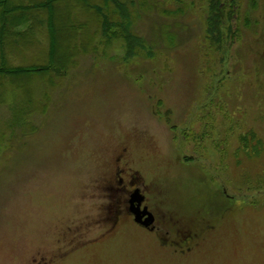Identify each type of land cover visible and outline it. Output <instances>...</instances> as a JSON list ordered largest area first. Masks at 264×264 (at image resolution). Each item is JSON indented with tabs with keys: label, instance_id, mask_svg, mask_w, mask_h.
<instances>
[{
	"label": "rangeland",
	"instance_id": "1",
	"mask_svg": "<svg viewBox=\"0 0 264 264\" xmlns=\"http://www.w3.org/2000/svg\"><path fill=\"white\" fill-rule=\"evenodd\" d=\"M125 1L136 55L68 0L75 64L0 77V264H264V0H220V41L210 0ZM48 44L43 22L1 31L0 63L44 62ZM119 167L183 243L113 226Z\"/></svg>",
	"mask_w": 264,
	"mask_h": 264
},
{
	"label": "trees",
	"instance_id": "2",
	"mask_svg": "<svg viewBox=\"0 0 264 264\" xmlns=\"http://www.w3.org/2000/svg\"><path fill=\"white\" fill-rule=\"evenodd\" d=\"M68 0H0V32L10 31L13 28H33L34 23L43 22L48 33V52L44 62L27 65H11L6 62L0 63V77L17 78L43 74H63L73 64L78 55L79 46L77 43L78 32L83 25L78 24L64 4ZM234 0H231L233 2ZM80 4L93 8L102 15V30L105 35L116 36L117 34L125 41L127 56H134L138 49H143V39L134 34L130 26V12L125 0H102L101 5L91 4L90 0H78ZM133 2V0H132ZM113 7V8H111ZM230 10V12H227ZM210 15L207 18V32L211 38L215 37L220 41L219 31L224 21L231 20L235 12V6L225 5L220 0L209 1ZM42 11L45 18L38 17L30 19L33 13ZM226 11V13H225ZM113 16V17H112ZM119 28V31L114 29ZM137 50V51H136ZM19 86V85H18ZM246 142V153L248 151L247 137L243 136ZM250 150V149H249Z\"/></svg>",
	"mask_w": 264,
	"mask_h": 264
},
{
	"label": "flooded vegetation",
	"instance_id": "3",
	"mask_svg": "<svg viewBox=\"0 0 264 264\" xmlns=\"http://www.w3.org/2000/svg\"><path fill=\"white\" fill-rule=\"evenodd\" d=\"M122 172L123 170L119 167L116 172L115 183L108 187L109 200L114 206L115 219L113 220V226L116 227L121 223L122 225L133 224L157 240L167 242L169 238L171 243H183L188 238L186 237L188 235H181L173 239V237L162 232L163 223L158 218L155 207L150 203L146 185L136 175L135 171H132L131 176H122ZM148 213L152 215L150 222L146 220L149 217ZM136 216L140 218L139 221L135 220ZM163 231L165 232L166 230ZM46 263L51 264L46 261L42 262V264ZM38 264H41V262Z\"/></svg>",
	"mask_w": 264,
	"mask_h": 264
},
{
	"label": "water",
	"instance_id": "4",
	"mask_svg": "<svg viewBox=\"0 0 264 264\" xmlns=\"http://www.w3.org/2000/svg\"><path fill=\"white\" fill-rule=\"evenodd\" d=\"M144 214V213H143ZM148 215H149V217L148 218H146V220L148 221V222H150V220L152 219V215L150 214V213H148ZM139 217L138 216H136L135 217V220H137V221H139ZM147 224V223H146Z\"/></svg>",
	"mask_w": 264,
	"mask_h": 264
}]
</instances>
